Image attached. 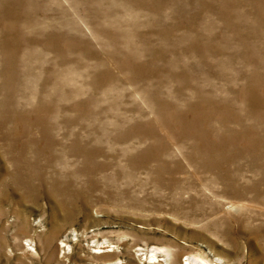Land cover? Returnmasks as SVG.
Listing matches in <instances>:
<instances>
[{"label":"rangeland","instance_id":"obj_1","mask_svg":"<svg viewBox=\"0 0 264 264\" xmlns=\"http://www.w3.org/2000/svg\"><path fill=\"white\" fill-rule=\"evenodd\" d=\"M154 248L264 264V0H0V264Z\"/></svg>","mask_w":264,"mask_h":264},{"label":"bare ground","instance_id":"obj_2","mask_svg":"<svg viewBox=\"0 0 264 264\" xmlns=\"http://www.w3.org/2000/svg\"><path fill=\"white\" fill-rule=\"evenodd\" d=\"M102 248H112L110 251H113L114 248H115V246L108 245V246H104ZM98 251H99V253L105 252V250L102 251L101 246H100V248H99ZM159 252H160L159 249L154 248L148 255H146V257H145L146 258V261L149 262V263H152V264H154L157 261L159 262V256H160L159 255ZM193 259H194L193 260L194 264H204V263H202L200 260H198L196 258H193Z\"/></svg>","mask_w":264,"mask_h":264}]
</instances>
